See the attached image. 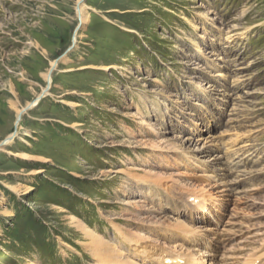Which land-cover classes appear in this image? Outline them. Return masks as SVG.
<instances>
[{
    "label": "rangeland",
    "instance_id": "obj_1",
    "mask_svg": "<svg viewBox=\"0 0 264 264\" xmlns=\"http://www.w3.org/2000/svg\"><path fill=\"white\" fill-rule=\"evenodd\" d=\"M220 154L247 161L229 197L203 174ZM259 246L264 0H0V264Z\"/></svg>",
    "mask_w": 264,
    "mask_h": 264
},
{
    "label": "bare ground",
    "instance_id": "obj_2",
    "mask_svg": "<svg viewBox=\"0 0 264 264\" xmlns=\"http://www.w3.org/2000/svg\"><path fill=\"white\" fill-rule=\"evenodd\" d=\"M81 22H82V19H81ZM200 50V49H198ZM52 67L54 66L55 67V63H51ZM107 70V69H106ZM220 76V75H219ZM45 80L46 82H49L50 83V80H49V73H46L45 75ZM232 87V86H231ZM38 100V99H37ZM37 100L35 102H37ZM32 103V104H29L26 108H24L22 111L21 110H18L17 111V115L20 113L23 114V112L27 109L29 110L31 107H33L36 103ZM19 115V116H20ZM12 139L11 136H9V138H7V140L5 141V143H3L2 145H5L9 142V140ZM173 145V144H172ZM195 147V146H194ZM200 147V146H199ZM197 148L196 150H193L197 153H201L202 155H205L207 154V151L204 149V148ZM179 148V147H178ZM189 150V149H188ZM191 151V150H190ZM194 153V152H193ZM187 154V153H186ZM204 157V156H203ZM26 158V156H25ZM200 162V161H199ZM202 162V161H201ZM211 163L212 165V168L210 169L209 172H204L203 174L207 176V177H210V178H213L212 181L216 183V186L215 187L218 191L217 193L219 194H222L224 197H229L231 196V191L236 189V187L233 185L235 184V182L232 181L233 184L230 183V181L228 180L229 178V175H233L235 174L236 172H238L239 170H241L242 172L245 171V167H244V161H237V162H234V161H228L227 163H224V162H221V158H218L216 156L214 157H211V159H206L205 161H203V163ZM209 168V167H208ZM206 170V168H205ZM229 173H232V174H229ZM202 177V176H201ZM205 178V177H204ZM206 184V183H205ZM212 185V184H210ZM208 186V185H207ZM213 186H215L213 184ZM203 188V187H202ZM210 188V187H209ZM150 189V188H149ZM207 189V188H206ZM204 191V190H203ZM204 192H207V191H204ZM152 194V193H151ZM139 201V200H138ZM139 206V205H138ZM137 208V207H136ZM144 208V207H143ZM145 209V208H144ZM147 210L151 213H154L153 210H151V205L150 206H147ZM155 210V209H154ZM162 215V214H161ZM161 215H150V218L151 219H155L157 220V222H160L162 224V222H169L167 219H165L164 217H161ZM149 218V217H148ZM181 222L179 221H176V220H170V223H168V225H172V226H178V225H181L180 224ZM183 225V224H182ZM185 226V224H184ZM179 230H180V227H178ZM184 228V227H183ZM140 241V240H139ZM131 242V241H130ZM142 242V241H141ZM142 243H145V242H142ZM141 243V244H142ZM140 243H138L139 245ZM147 244V242H146ZM146 244H143L144 247L140 246L143 250L145 247H146ZM135 245V244H134ZM148 245V244H147ZM99 249L98 251L102 250V246H97ZM192 247V246H191ZM158 249V248H157ZM194 249V248H193ZM156 250V248L152 247V250L151 248L148 246V250H146L145 252L147 253L148 256H151V251H154ZM192 248H187V249H184L183 252L184 254L182 253L181 255H179V257H176L175 258V264H192L193 262H191L189 259L191 258V254H193L191 251ZM158 251V250H157ZM135 252V251H134ZM180 252V251H178ZM182 252V251H181ZM180 252V253H181ZM191 252V253H190ZM153 253V252H152ZM159 253V252H158ZM162 254V253H161ZM195 255V254H194ZM139 256V255H138ZM158 256V255H156ZM161 256V255H160ZM181 256H184L185 259V262H182V257ZM103 258L105 260V262L107 263H112L111 261L114 260L115 264H127V262H123V261H118L117 258H120L119 256H115V254H110V253H105V255H103ZM231 258V257H230ZM161 262L164 263V261H162V259H160ZM161 263V264H163ZM255 263V262H254ZM253 263V264H254Z\"/></svg>",
    "mask_w": 264,
    "mask_h": 264
},
{
    "label": "water",
    "instance_id": "obj_3",
    "mask_svg": "<svg viewBox=\"0 0 264 264\" xmlns=\"http://www.w3.org/2000/svg\"><path fill=\"white\" fill-rule=\"evenodd\" d=\"M49 74H51V72H49ZM48 84H49V83H48ZM49 87H50L49 85L46 87V89L44 90V92L41 94V97L44 96L45 94H47V92H48V90H49ZM38 99H39V98H38ZM26 111H27V109H26L24 112H26ZM24 112H23V113H24ZM11 141H12V140H11ZM3 143H5V141H4ZM3 143H2V144H3Z\"/></svg>",
    "mask_w": 264,
    "mask_h": 264
}]
</instances>
